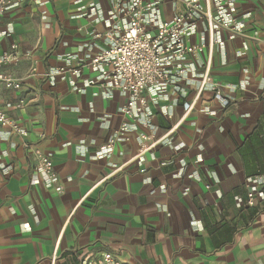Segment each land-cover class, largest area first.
<instances>
[{
    "label": "crops",
    "instance_id": "crops-1",
    "mask_svg": "<svg viewBox=\"0 0 264 264\" xmlns=\"http://www.w3.org/2000/svg\"><path fill=\"white\" fill-rule=\"evenodd\" d=\"M144 1H159L164 20L182 12L178 0ZM235 1L244 34L221 32L223 48L197 59L229 104L190 76L149 104L150 128L133 122L103 156L124 97L89 85L90 70L48 74L100 51L93 34L107 30L111 0H24L0 16V54L12 43L19 54L0 73L20 81L0 85V108L28 133L0 141V264L97 263L105 252L120 264H264V187L250 181L264 173V0ZM34 150L51 158L54 185L35 171Z\"/></svg>",
    "mask_w": 264,
    "mask_h": 264
},
{
    "label": "built area",
    "instance_id": "built-area-1",
    "mask_svg": "<svg viewBox=\"0 0 264 264\" xmlns=\"http://www.w3.org/2000/svg\"><path fill=\"white\" fill-rule=\"evenodd\" d=\"M182 12L164 20L161 18L158 3L144 0H111L112 8L107 15V30L94 33L95 39L103 40L100 51L80 64L78 69L53 71L48 75H63L70 72L80 75L81 71L90 70L97 74L89 85H99L103 89L118 91L125 99L119 108L124 121L108 140L98 155L111 151L116 141L126 140L127 133L134 128L133 122H141L144 128L151 127L152 113L149 104L159 105L169 98L170 91L184 83L188 77H200L199 91L209 83L208 62L202 73L199 72L197 59L203 53L211 59L215 49H222L224 40L233 39L244 34L247 15L237 14L235 0H178ZM24 0H0V16L19 9ZM98 15L92 5L86 17ZM201 27V39L198 44L191 42ZM19 57L18 46L10 45L8 51L0 54V69L15 62ZM0 85L7 89L18 90L20 81L0 73ZM209 89L215 92L214 98L223 107L229 104L230 98L219 92L216 83H209ZM231 86L230 90H235ZM193 108V103H184V113ZM159 111L168 119L172 117L167 107ZM10 134L27 137L28 133L19 123L10 119L0 108V141ZM143 144L148 140L146 135L139 136ZM34 169L45 176L46 183L54 185L58 177L53 169L51 158L40 150H34ZM143 160V159H142ZM257 187H264V173L250 178ZM206 188H209L206 185ZM164 190V187H161ZM255 193L247 194V205L255 204ZM81 264H120L118 258L109 252L103 253L98 262L84 260Z\"/></svg>",
    "mask_w": 264,
    "mask_h": 264
}]
</instances>
